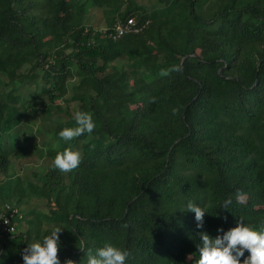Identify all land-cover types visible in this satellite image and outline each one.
<instances>
[{
	"label": "trees",
	"instance_id": "16d2710c",
	"mask_svg": "<svg viewBox=\"0 0 264 264\" xmlns=\"http://www.w3.org/2000/svg\"><path fill=\"white\" fill-rule=\"evenodd\" d=\"M160 1L150 13L135 0H0V82L13 86L0 89V221L8 206L22 215L0 230V264H24L54 227L60 264L106 243L126 264H196L201 232L261 230L264 0ZM93 10L105 36L131 18L140 31L102 42ZM41 111L31 140L25 121ZM77 111L96 127L65 142ZM66 148L82 159L64 174L52 164Z\"/></svg>",
	"mask_w": 264,
	"mask_h": 264
},
{
	"label": "clouds",
	"instance_id": "9594fccd",
	"mask_svg": "<svg viewBox=\"0 0 264 264\" xmlns=\"http://www.w3.org/2000/svg\"><path fill=\"white\" fill-rule=\"evenodd\" d=\"M174 70L179 71L180 69ZM161 74L166 75L167 72L162 71ZM73 119L76 127L64 128L59 132V138L65 142L85 133L91 134L96 127L93 117L89 113L77 111L74 113ZM81 159L79 151L66 148L63 152L57 153L52 167L67 174L79 167ZM246 199V194L238 190L236 193L237 202L244 203ZM230 204L231 199H228L224 202L223 207L226 209ZM187 211L195 213L197 227L202 229L206 214L205 209L190 201L187 204ZM219 231L223 235L216 238H212L207 232L200 233L202 246L199 247V259L196 264H240L245 251L249 252L250 255L244 259L243 264H264V225L261 226V230L257 231L240 221L236 227L227 232H224L223 229H219ZM61 233L62 230L59 227H54L49 235L44 236L42 242L28 244L22 253L24 264H60L58 251ZM128 255L126 250L106 243L97 249L95 255L89 250L87 264H126ZM65 264H75V262L68 259Z\"/></svg>",
	"mask_w": 264,
	"mask_h": 264
},
{
	"label": "rangeland",
	"instance_id": "374dc122",
	"mask_svg": "<svg viewBox=\"0 0 264 264\" xmlns=\"http://www.w3.org/2000/svg\"><path fill=\"white\" fill-rule=\"evenodd\" d=\"M135 4H137L141 7L143 6L144 10H146L150 13L154 12L155 10H162L163 8H165L160 0H135ZM87 19H88L90 26H92L95 29L102 31L103 36L101 38V41L106 42L108 37H109V35L108 36L104 35L107 31L106 18L103 17V15L101 13L93 10L89 13V16L87 17ZM1 86H4L6 88V91L10 90L13 87V86H10L8 83L5 84V82H2V81L0 82V89L2 90ZM5 88H4V90H5ZM33 104L35 105V102H33ZM43 106H45V105H43ZM55 115H57V114H55ZM44 116H45L44 111H41L39 113L32 114L30 116V118L25 121L26 129H27L25 137H27V138L31 137L32 134L36 135V132L43 125V121L41 119H43ZM50 127L51 128L48 129V133H53L55 131V129L52 126H50ZM31 140H32V137H31ZM21 226H23V224Z\"/></svg>",
	"mask_w": 264,
	"mask_h": 264
},
{
	"label": "built area",
	"instance_id": "2783aa9c",
	"mask_svg": "<svg viewBox=\"0 0 264 264\" xmlns=\"http://www.w3.org/2000/svg\"><path fill=\"white\" fill-rule=\"evenodd\" d=\"M139 31L140 29L137 27L135 19L131 18L126 23H118L115 26V33L109 34V38L117 41L127 35L138 33ZM8 211H10V216L4 215L1 217L0 230H3V233L5 234H14L16 229L15 225L12 224L11 219H14L15 217L22 218V215L18 209H14L11 206H8Z\"/></svg>",
	"mask_w": 264,
	"mask_h": 264
}]
</instances>
